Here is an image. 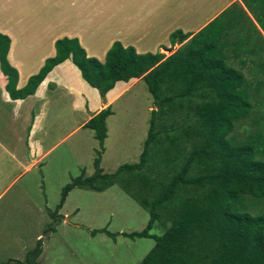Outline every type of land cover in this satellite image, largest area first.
<instances>
[{"label":"trees","instance_id":"trees-1","mask_svg":"<svg viewBox=\"0 0 264 264\" xmlns=\"http://www.w3.org/2000/svg\"><path fill=\"white\" fill-rule=\"evenodd\" d=\"M244 1L260 27L234 4L186 42L190 35L174 31L172 45H181L169 56L141 54L117 40L102 62L89 57L77 38L58 39L56 55L19 89L18 70L8 60L11 39L0 33V64L13 99L34 94L56 65L71 58L102 98L118 81L142 77L158 107L151 111L139 160L113 173H105L99 159L112 107L85 124L101 146L96 171L63 187L51 212L54 223L63 220L59 210L72 189L101 192L118 184L150 214L144 229L123 232L155 240L140 264H264V215L236 209L247 195L264 198V0ZM249 116L254 130L238 141L231 133ZM156 223L165 228L161 235L152 233ZM97 233L120 235L107 228L92 230ZM42 251L40 238L25 260L10 264H39Z\"/></svg>","mask_w":264,"mask_h":264},{"label":"crops","instance_id":"crops-1","mask_svg":"<svg viewBox=\"0 0 264 264\" xmlns=\"http://www.w3.org/2000/svg\"><path fill=\"white\" fill-rule=\"evenodd\" d=\"M234 4L250 12L244 0H0V33L11 39L8 60L18 70L19 89L56 55L58 39L77 38L89 57L102 62L117 40L138 53H156L162 45H172L174 31L190 35L186 42ZM43 16H48L50 26L42 25ZM142 81H118L102 98L69 58L46 75L34 94L13 99L0 64V200L30 199L31 175L43 170L60 146L88 128L85 124L95 114L111 106L110 117L114 116V104ZM108 138L109 127L104 154ZM79 143L78 149L89 144L85 139ZM93 153L96 156L95 148ZM44 254L43 246L39 264H44Z\"/></svg>","mask_w":264,"mask_h":264},{"label":"rangeland","instance_id":"rangeland-1","mask_svg":"<svg viewBox=\"0 0 264 264\" xmlns=\"http://www.w3.org/2000/svg\"><path fill=\"white\" fill-rule=\"evenodd\" d=\"M53 5L49 3L48 6ZM229 8L235 9L236 6ZM250 12L248 15L254 18ZM43 19L46 20L42 25L50 26L48 16H43ZM179 47L180 43L162 45L156 52L169 56ZM138 78L141 80L142 77ZM114 109L116 114L107 120V151L99 155L105 173L115 172L122 162L139 160L149 131L151 111L158 107L143 80L118 100ZM253 130V117L249 116L236 123L231 136L243 141ZM93 135L94 130L83 129L47 159L43 170L37 169L31 175L34 180L31 181L30 199L22 196L0 200V264H10L11 258L25 260L27 252L40 238L45 250L44 264H140L155 245L152 238L131 239L123 235V232L144 229L150 214L118 184L101 192L85 186L72 189L62 212L59 210V214L64 212L68 215H63L60 223H54L51 212L57 209L63 187L82 175L91 176L96 170L95 159L101 146ZM84 139L89 144L78 149L79 142ZM259 158L264 159V156ZM236 209L252 215H264V198L247 195L244 207L236 206ZM52 223L55 229L50 227ZM101 228L120 235L114 239L106 233L92 234V230ZM164 230L161 224L156 223L152 233L161 235ZM40 234L42 236L38 238Z\"/></svg>","mask_w":264,"mask_h":264}]
</instances>
